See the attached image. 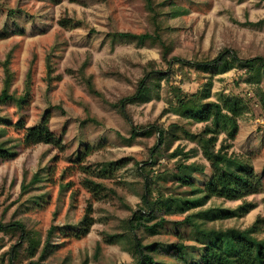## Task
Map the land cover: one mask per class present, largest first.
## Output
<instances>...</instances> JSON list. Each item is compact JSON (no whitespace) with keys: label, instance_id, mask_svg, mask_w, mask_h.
I'll list each match as a JSON object with an SVG mask.
<instances>
[{"label":"rangeland","instance_id":"1","mask_svg":"<svg viewBox=\"0 0 264 264\" xmlns=\"http://www.w3.org/2000/svg\"><path fill=\"white\" fill-rule=\"evenodd\" d=\"M78 1L0 0L4 11L0 16V33L9 10L21 11L16 17L20 27L25 29L24 35L0 38V60H5L13 50L11 67L17 95L24 92L26 74L32 69L31 96L23 111L26 126L37 123L49 112L51 130L62 138L64 145L63 149L44 144L26 148L19 144L23 131L8 129L4 138L16 149L17 156L0 160V222H24L44 240L52 225L76 226L92 204L95 224L90 234L82 240H74L57 230L54 245L58 246L43 263L131 264L134 259L129 252L125 221L142 204V175L160 176V180L155 178L158 180L155 197L161 192L166 197L195 199L202 196L194 192L195 188L171 181V175L179 176L177 162L195 163L204 169L205 174H196L198 187L204 185L209 175L223 168L206 160L202 154L173 159L165 156L152 168L145 164L157 138L139 136L129 142L131 127L117 108L121 100L134 94L148 62H161L158 47L121 36L127 32L141 34L148 27L143 1ZM173 2L187 13L174 22L177 46L172 56L206 63L222 53L232 52L241 59L264 55V0ZM62 19H72L77 26L62 28L59 25ZM11 29L13 26L9 25ZM83 65L85 75L93 77L97 90L109 103L89 92L80 73ZM157 67L166 68L162 64ZM173 70L171 84L162 82L159 98L153 93L150 101L127 106L133 125L144 127L158 123L167 128L178 122L192 133L199 132L205 124L179 120L173 113L176 100L170 85L196 92L213 79V101L238 96L249 103L250 112L240 118L239 133L229 153L235 157H250L256 173L264 177V109L256 96L258 87L264 92V75L257 85L247 82L245 74L236 69L212 75L176 64ZM2 79L0 65V91ZM2 115H9L15 123L21 114L17 105L10 103L3 107ZM224 139L225 136H221L220 140ZM87 146L90 148L85 154ZM195 147V142L182 136L170 139L164 151L170 155L178 149L188 152ZM111 162L116 163L112 174L106 178L99 176L102 167ZM36 174L42 180L33 185ZM87 181L103 185L99 196L93 195ZM24 186H27L25 191ZM247 201L256 208L244 217L235 215L243 201L218 198L187 213L165 216L160 234L148 237L147 242L165 245L183 242L196 247L198 257L199 246L206 241L196 231L197 226L245 230L259 217L264 219V190ZM187 218L188 223L184 222ZM262 225L263 231L257 237L264 240V223ZM121 234L125 237H120L116 244L107 242L111 235ZM16 240L15 235L0 230V264H8L7 252ZM159 257L171 260L163 251Z\"/></svg>","mask_w":264,"mask_h":264},{"label":"trees","instance_id":"2","mask_svg":"<svg viewBox=\"0 0 264 264\" xmlns=\"http://www.w3.org/2000/svg\"><path fill=\"white\" fill-rule=\"evenodd\" d=\"M71 3H79L78 0H69ZM146 13L148 27L141 34L122 33L128 40H139L148 42L154 47L159 48L161 62L150 61L144 67L145 72L139 81L136 91L132 96L126 97L118 104L117 108L131 127L129 142H134L139 136L151 137L155 135L156 144L150 149L146 165L151 168L158 165L165 156L168 159L192 156L199 154L215 164L222 166L221 172H213L202 187L195 185L196 174H205L203 168L195 163L185 164L181 160L177 162L179 176L171 175L172 180L181 186L195 188L194 192L202 194L195 199H184L179 197H166L163 193L157 192L155 184L160 180V176H144L142 189V204L138 210L133 211L132 215L125 221L127 241L129 242V252L134 261L131 264H264V240L257 237L263 231L264 219L260 217L248 229L237 228L228 229H209L204 225L196 227V231L206 241L199 246V256L195 254V248L183 242L175 244H163L160 242H147L148 237L160 234L159 228L166 222L165 216L184 214L191 210L201 208L212 198L223 199L226 201H243L238 207V217L248 215L256 208L254 203L248 202L247 198L259 195L264 190V177L256 173L252 159L250 157H235L229 151L232 148L239 133V120L250 112L249 103L242 97L227 96L221 102L212 100L214 87L213 79H209L201 89L196 92H186L181 87L170 85L171 93L175 96L176 103L173 113L179 120L187 121L191 124H205V127L197 133H192L185 125L178 122L171 124L167 128L158 123L148 124L144 127L133 125V120L127 111V106L138 102H148L152 94L159 98L162 82L171 84L174 74L173 66L182 64L197 71L208 72L212 75L227 73L234 69L242 71L246 76V81L259 84L264 75V55L250 59H241L235 53H222L217 59L201 63L197 60H183L172 56L177 46L175 38V20L182 17L187 11L177 6L173 0H142ZM0 8V16L2 14ZM21 11L9 10L4 29L0 33L1 39H6L12 35H24L25 29L20 27L16 14ZM72 19H62L59 25L62 28L70 29L77 26ZM9 25L13 29L9 30ZM13 50H11L5 60H0L3 69L2 89L0 91V160L13 159L17 156V151L9 145V140L5 139L8 129L14 128L23 131V137L19 144L26 148L37 145H51L58 149H63V140L57 137L51 130V115L49 112L43 114L41 119L32 126H26V117L23 114L25 107L28 106L32 89V69L26 74L24 92L17 95L13 89L15 83V73L12 70ZM166 68H158V65ZM81 77L86 84L89 92L102 98L106 103L102 92L98 91L92 76L85 75V65L81 67ZM51 88V85L48 86ZM256 96L264 109V92L260 87L256 89ZM15 103L20 112V118L14 123L9 115H2L3 107ZM126 112V113H125ZM187 136L197 144V147L188 152L178 149L174 153L167 155L164 147L170 139H179ZM221 136H225L223 141ZM87 146L85 154H88ZM82 155L78 156L81 159ZM116 163L111 162L102 167L99 176L104 178L112 174ZM116 169V168H115ZM158 179V180H155ZM163 180L167 177L162 176ZM39 174L34 176L32 184L41 182ZM88 187L94 196H99L103 185L87 181ZM24 191L27 186H24ZM92 204L86 208L85 215L76 226L57 227L52 225L46 238L40 233L27 228L24 222L1 223L0 230L15 235L17 240L7 252L8 264H44L50 254L58 245H54L56 231L67 238L82 240L87 237L95 219ZM184 222L188 223L189 219ZM120 237L124 235H111L108 239L109 244H116ZM161 251L171 257L170 261L159 257ZM37 257V258H36ZM190 257V259H189ZM34 258H36L34 260ZM83 264H86L83 263Z\"/></svg>","mask_w":264,"mask_h":264}]
</instances>
